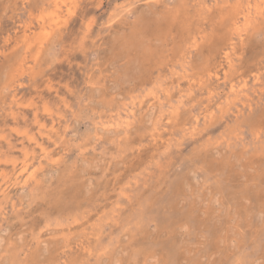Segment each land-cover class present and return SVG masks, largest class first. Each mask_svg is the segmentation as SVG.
<instances>
[{
	"label": "rangeland",
	"instance_id": "374dc122",
	"mask_svg": "<svg viewBox=\"0 0 264 264\" xmlns=\"http://www.w3.org/2000/svg\"><path fill=\"white\" fill-rule=\"evenodd\" d=\"M0 264H264V0H0Z\"/></svg>",
	"mask_w": 264,
	"mask_h": 264
},
{
	"label": "bare ground",
	"instance_id": "6f19581e",
	"mask_svg": "<svg viewBox=\"0 0 264 264\" xmlns=\"http://www.w3.org/2000/svg\"><path fill=\"white\" fill-rule=\"evenodd\" d=\"M53 1H54V0H53ZM55 1H56V0H55ZM53 4H55V3H53ZM57 5H58V4H57ZM58 7H59V6H58ZM259 9H260V8H259ZM44 10H45V9H44ZM238 15H239V14H238ZM40 17H41V16H40ZM39 19H40V18H39ZM27 26H28V25H27ZM23 30H24V29H23ZM55 30H56V29H55ZM24 32H25V31H24ZM25 34H26V33H25ZM29 35H30V34H29ZM27 37H28V36H27ZM27 37H26V38H27ZM27 39H28V38H27ZM24 40H25V39H24ZM229 88H230V87H229ZM250 101H251V100H250ZM247 104H248V103H247ZM249 105H250V104H249ZM247 107H248V106H247ZM235 108H236V107H235ZM248 109H249V108H248ZM234 113H235V112H234ZM237 113H238V112H237ZM240 114H241V113H240ZM236 115H237V114H236ZM235 117H236V116H235ZM197 119H198V118H197ZM197 119H196V120H197ZM196 124H197V122H196ZM193 127H194V126H193ZM22 171H23V170H22Z\"/></svg>",
	"mask_w": 264,
	"mask_h": 264
}]
</instances>
